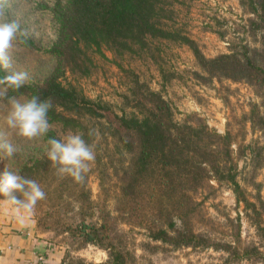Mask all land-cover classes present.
Wrapping results in <instances>:
<instances>
[{
	"label": "rangeland",
	"instance_id": "rangeland-1",
	"mask_svg": "<svg viewBox=\"0 0 264 264\" xmlns=\"http://www.w3.org/2000/svg\"><path fill=\"white\" fill-rule=\"evenodd\" d=\"M169 1L174 10L169 25L193 39L207 59L224 54L258 57L264 50L257 15L243 0ZM56 2L0 0V22L16 21L28 33L27 36L18 34L13 42L10 70H27L33 78L27 85L43 84L59 64L50 52L58 35L52 13ZM152 47L151 52L123 57L106 50L107 59L95 55L97 66L91 76L67 73L64 82L71 81L88 98L106 105L111 117L138 113L143 91L151 90L170 102L177 121L203 122L218 133L230 134L233 164L241 186L251 200L259 197L264 200V130L254 123L264 112L260 89L247 80L209 72L188 44L154 40ZM5 74L0 71V75ZM7 110L8 104L0 99V134L15 144L17 153L14 159H0V171L7 165L40 184L46 198L34 210L36 230L63 252L67 264L103 263L110 257L105 247L92 243L81 245L82 234L67 230L70 222L89 215V211L76 208L89 199L78 194L80 189H88L96 203L94 221L102 219L106 211L111 221L117 220L115 233L110 235L114 241L121 239L130 252V264H264V255L252 252L258 249L264 253V239L228 182L212 180L195 194L199 203L193 216L195 229L207 234L220 247H173L154 241L146 229L127 224L124 217L128 216L121 212L122 208L128 210L131 206H123L116 197L118 181L114 169L119 157L114 155V143L107 129L111 128L109 122L89 121L96 135L91 133L85 140L94 151L95 160L90 162L85 179L77 182L70 176L60 175L44 153L48 139L62 140L73 132L53 129L55 135L26 140L15 136L4 125ZM246 246L251 252L248 255L243 251Z\"/></svg>",
	"mask_w": 264,
	"mask_h": 264
},
{
	"label": "trees",
	"instance_id": "trees-1",
	"mask_svg": "<svg viewBox=\"0 0 264 264\" xmlns=\"http://www.w3.org/2000/svg\"><path fill=\"white\" fill-rule=\"evenodd\" d=\"M243 2L257 15L264 46V0ZM52 13L58 35L50 52L58 58V66L43 84H26L9 95H39L52 101L47 137L55 135L53 129H57L80 133L88 139L91 133L96 135L89 121L110 123L111 128L107 129L114 143V155L119 157L114 169L118 181L116 197L123 206H131L130 213L127 207L121 209L129 217H124L126 223L141 226L152 240L173 247H220L195 229L193 216L199 204L195 194L212 180L225 181L232 186L237 201L244 203L248 217L264 239V200H251L241 186L233 164L230 134L218 133L203 122L177 121L170 102L151 90L143 91L138 113L111 117L106 105L88 98L71 81L64 82L67 73L91 76L97 66L95 55L107 59L106 50L120 57L141 55L153 50L154 40H171L190 45L209 72L256 85L264 107V50L258 57L224 54L207 59L193 39L169 25L174 14L169 0H57ZM2 101L8 104L6 99ZM257 117L255 125L264 130V112ZM89 193L88 189H80L78 194L89 199L76 206L79 211H89V220L84 216L70 222L67 230L82 234L81 245L92 243L109 250V259L96 264H130V252L121 239L114 241L110 235L115 233L117 220L111 221L106 211L102 219L94 221L96 203ZM243 251L248 255L249 246ZM252 252L264 255L258 249Z\"/></svg>",
	"mask_w": 264,
	"mask_h": 264
},
{
	"label": "clouds",
	"instance_id": "clouds-1",
	"mask_svg": "<svg viewBox=\"0 0 264 264\" xmlns=\"http://www.w3.org/2000/svg\"><path fill=\"white\" fill-rule=\"evenodd\" d=\"M18 34L27 36L16 21L0 22V71L6 73L0 77V99H6L8 110L3 123L15 136L33 140L48 134L51 129L49 112L53 107L50 99H41L39 95H9L18 92L33 79L27 70H13L11 54ZM0 153L3 158L14 159L15 144L0 134ZM44 153L60 175L70 176L80 182L89 171L90 162L95 153L80 133H70L62 140L50 138ZM0 204L6 213L20 226L26 227L31 220L37 203L46 198L45 191L35 180L25 178L7 165L0 171Z\"/></svg>",
	"mask_w": 264,
	"mask_h": 264
},
{
	"label": "crops",
	"instance_id": "crops-1",
	"mask_svg": "<svg viewBox=\"0 0 264 264\" xmlns=\"http://www.w3.org/2000/svg\"><path fill=\"white\" fill-rule=\"evenodd\" d=\"M63 252L36 230L32 216L20 227L0 204V264H63Z\"/></svg>",
	"mask_w": 264,
	"mask_h": 264
}]
</instances>
